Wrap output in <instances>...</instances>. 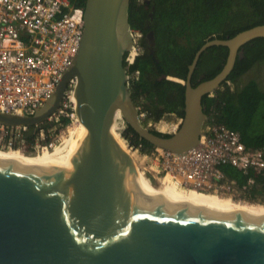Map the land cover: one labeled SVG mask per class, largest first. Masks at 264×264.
<instances>
[{
    "label": "water",
    "instance_id": "water-1",
    "mask_svg": "<svg viewBox=\"0 0 264 264\" xmlns=\"http://www.w3.org/2000/svg\"><path fill=\"white\" fill-rule=\"evenodd\" d=\"M130 1L86 0L78 52L51 99L33 116L0 112V125L26 128L25 138L33 137L51 126L45 121L74 79V114L85 130L65 171L0 159V264H264V214L184 196L132 148L119 152L108 132L120 114L153 148H194L207 119L202 97L227 79L241 47L264 38V24L199 48L184 82L179 129L158 136L142 125L127 83ZM145 41L152 53V32ZM213 46L228 49L223 68L192 86L201 54Z\"/></svg>",
    "mask_w": 264,
    "mask_h": 264
},
{
    "label": "built area",
    "instance_id": "built-area-1",
    "mask_svg": "<svg viewBox=\"0 0 264 264\" xmlns=\"http://www.w3.org/2000/svg\"><path fill=\"white\" fill-rule=\"evenodd\" d=\"M83 30L84 7L76 6L71 0H0V112L33 116L44 106L70 68ZM131 37L132 46L124 56L126 70L135 64L142 50V34L131 30ZM140 78L139 70L127 72L128 86ZM74 86L72 79L60 106L46 119L51 126L38 130L33 136V148L37 151L52 147L51 140L57 142L63 119L72 122L76 118ZM225 86L233 90L229 81ZM206 96L217 98L216 91ZM137 111L139 119L145 120L142 109L137 107ZM206 116L197 145L180 154L157 148L149 150L123 138L127 149L132 148L143 164L157 175L171 178L180 189L245 201L246 191L226 176L223 167H233L243 175L250 172L263 175L264 147H247L238 132L220 122L216 106H212ZM170 123L174 124V131L162 134L177 132L178 119ZM25 131L22 127L0 125V149L22 151ZM50 131L51 135H46ZM52 135L56 139H51ZM254 185V179L247 178V189L251 190Z\"/></svg>",
    "mask_w": 264,
    "mask_h": 264
},
{
    "label": "trees",
    "instance_id": "trees-1",
    "mask_svg": "<svg viewBox=\"0 0 264 264\" xmlns=\"http://www.w3.org/2000/svg\"><path fill=\"white\" fill-rule=\"evenodd\" d=\"M71 1L84 7L86 0ZM145 6L146 3L131 0L128 8L130 28L142 34L141 55L127 69L128 73L134 70L141 73L140 80L129 85L131 97L148 119L158 121L163 114L174 113L181 124L184 82L195 53L210 40L232 38L244 30L264 24V0H149ZM149 32L154 38L152 53L145 41ZM227 55L228 49L221 46H213L203 52L192 74L191 85L196 86L217 75ZM259 63L264 64V38L254 39L241 47L231 73L220 86L223 89L216 91V99L204 96L201 100L205 114L216 106L220 122L238 132L242 142L250 148L264 147V75L262 83L251 79L239 86L237 81ZM226 81L233 85V90L225 86ZM62 122L63 126H68L71 120L63 119ZM166 126L169 124L161 120L151 124L150 128L159 136L167 133ZM122 136L129 138L133 145L142 144L149 150L153 148L128 126ZM22 144V154H29L34 138H23ZM223 171L246 191L247 201L264 203V174L250 172L243 175L230 166H224ZM249 177L255 181L251 190L246 186Z\"/></svg>",
    "mask_w": 264,
    "mask_h": 264
},
{
    "label": "bare ground",
    "instance_id": "bare-ground-1",
    "mask_svg": "<svg viewBox=\"0 0 264 264\" xmlns=\"http://www.w3.org/2000/svg\"><path fill=\"white\" fill-rule=\"evenodd\" d=\"M124 127L125 124L123 122V118L120 116V114H116L111 124L109 125L108 132L110 138L114 142L119 152L128 150L122 136V131ZM67 130L70 131L69 139L67 137ZM84 136H85V130L81 125L79 119L76 117L73 120L72 124H70L67 127L65 135L62 136L61 138L59 137L60 141H58V143L54 145L55 148L52 152L49 149L47 150L42 149L41 151L39 150L33 153L32 155H27V154L25 155L22 154V152L18 151L17 149H6V150L0 149V159L12 160L33 167H53L65 171L71 165L72 156L76 151V149L79 147ZM67 139L68 141L65 142ZM64 142L65 144H63ZM180 191L184 196L189 197L205 205L214 206V207H223V206L234 207L248 212L264 214V206L261 205H255L246 202H234L233 200L236 199H233L231 197H221L215 194L207 195L202 193H196L193 191H185L183 189H180Z\"/></svg>",
    "mask_w": 264,
    "mask_h": 264
},
{
    "label": "rangeland",
    "instance_id": "rangeland-1",
    "mask_svg": "<svg viewBox=\"0 0 264 264\" xmlns=\"http://www.w3.org/2000/svg\"><path fill=\"white\" fill-rule=\"evenodd\" d=\"M139 2V1H138ZM146 1H140L139 3L145 4ZM263 75H264V64L263 63H259L257 64L255 67H253L249 72H247L246 74H244L243 76L240 77V79L237 81L239 86L244 85L247 81L254 79L256 80L258 83H262L263 82ZM144 113V112H143ZM145 120H141V123L144 127L149 128L151 130H154L152 128H150L148 125L149 124H154L156 122H159L161 120L166 121L167 124H169V126L165 127V132L167 133H171L174 130V124H171L170 122H172L173 120H176V116L171 115V114H163V116L158 120V121H154L151 118H147L146 116L143 117ZM73 122V121H72ZM72 122L70 124H72ZM69 126V125H68ZM68 126H63L60 130V133L58 134L57 137V142L55 143V141H52V147L49 148V150H51V152L54 150V145H56L58 143V141H60L59 139L65 135L66 129ZM155 131V130H154ZM160 133V132H159ZM46 135H51V131L49 133H47ZM60 137V138H59ZM67 137L68 139L70 138V131L67 130ZM51 139H56V137H54V135H52ZM68 139L65 141L67 142ZM124 139V138H123ZM65 142L63 144H65ZM34 146V144H33ZM30 152H28L29 154L27 155H32L33 153H35L37 150L35 148H33ZM26 155V154H25ZM208 195V194H207ZM232 200V199H231ZM234 202H246V203H250V204H255V205H261L264 206V203L262 202H249L247 200H234Z\"/></svg>",
    "mask_w": 264,
    "mask_h": 264
},
{
    "label": "flooded vegetation",
    "instance_id": "flooded-vegetation-1",
    "mask_svg": "<svg viewBox=\"0 0 264 264\" xmlns=\"http://www.w3.org/2000/svg\"><path fill=\"white\" fill-rule=\"evenodd\" d=\"M148 4V3H147ZM147 4H146V6L145 7H147ZM151 53V52H150ZM169 114H174V113H169ZM175 115V114H174ZM176 116V115H175ZM176 118H177V116H176ZM178 119V118H177ZM24 138H25V135H24Z\"/></svg>",
    "mask_w": 264,
    "mask_h": 264
}]
</instances>
